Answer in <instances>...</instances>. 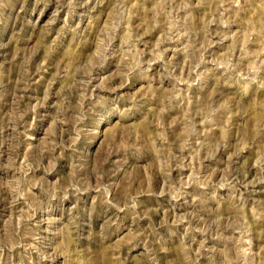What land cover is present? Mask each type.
<instances>
[{"label":"rangeland","instance_id":"rangeland-1","mask_svg":"<svg viewBox=\"0 0 264 264\" xmlns=\"http://www.w3.org/2000/svg\"><path fill=\"white\" fill-rule=\"evenodd\" d=\"M0 264H264V0H0Z\"/></svg>","mask_w":264,"mask_h":264},{"label":"bare ground","instance_id":"bare-ground-1","mask_svg":"<svg viewBox=\"0 0 264 264\" xmlns=\"http://www.w3.org/2000/svg\"><path fill=\"white\" fill-rule=\"evenodd\" d=\"M8 128V127H7ZM12 148V147H11Z\"/></svg>","mask_w":264,"mask_h":264}]
</instances>
